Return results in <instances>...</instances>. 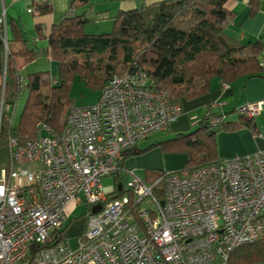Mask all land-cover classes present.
<instances>
[{
    "label": "built area",
    "instance_id": "built-area-1",
    "mask_svg": "<svg viewBox=\"0 0 264 264\" xmlns=\"http://www.w3.org/2000/svg\"><path fill=\"white\" fill-rule=\"evenodd\" d=\"M0 37L6 48L3 14ZM261 106L256 99L234 110L253 118ZM13 107L0 99V119L11 122ZM179 112L162 89L148 87L143 72L128 70L113 75L95 101L69 104L60 131L38 121L39 133L22 143L9 136L0 165V264L26 260L30 244L48 241L52 231L56 242L39 246L25 264H225L234 246L264 236V148L162 170L149 182L128 170L130 179L119 182L127 192L107 199L115 184L101 179L118 171L122 152ZM223 118L207 111L206 126ZM81 201L99 208L86 211L70 245L61 229L68 206Z\"/></svg>",
    "mask_w": 264,
    "mask_h": 264
},
{
    "label": "trees",
    "instance_id": "trees-1",
    "mask_svg": "<svg viewBox=\"0 0 264 264\" xmlns=\"http://www.w3.org/2000/svg\"><path fill=\"white\" fill-rule=\"evenodd\" d=\"M225 2L159 0L118 11L112 17L111 29L99 33L85 32L87 18L84 15L66 14L51 25L41 50L35 46L27 47L19 27L12 21L8 22L10 36L6 35V48L0 37V99L3 105L15 104L20 93V77L24 80L25 98L15 123L0 119V165L8 158L9 136L22 143L39 133L38 121L55 131L61 130L68 105L75 103L68 96L74 76L96 91L98 97L113 75L139 70L144 73L148 87L162 89L168 101L178 103L181 97L192 98L206 91L212 77L228 83L238 76H264V67L259 65L263 55L260 39L243 42L225 31L235 17V12L226 8ZM247 4L252 15L257 8V0H248ZM33 8L40 14L51 9L46 2L33 3ZM16 42L19 45L12 47ZM40 52L56 62L55 73L51 75L44 68L20 76V65L31 61ZM17 58H20V63ZM206 112L189 130L178 131L173 137L143 147L140 140L126 148L119 160L118 171L111 174L115 189L107 199L127 192L124 187H116L118 181L124 183L126 170L122 164L127 156L160 145L171 151H186L188 158L183 167L194 169L220 160L214 141V133L219 128L244 125L255 129L253 119L241 114L234 121L223 118L220 124L208 128ZM144 172L148 182L160 173L152 168H146ZM154 193L158 199L161 198L159 185L154 186ZM50 234L48 241L30 244L26 255L28 262L39 246L56 242L53 231ZM261 260H264V236L234 246L228 252L225 264Z\"/></svg>",
    "mask_w": 264,
    "mask_h": 264
},
{
    "label": "crops",
    "instance_id": "crops-1",
    "mask_svg": "<svg viewBox=\"0 0 264 264\" xmlns=\"http://www.w3.org/2000/svg\"><path fill=\"white\" fill-rule=\"evenodd\" d=\"M35 1L0 0V14L4 15L6 21V35L10 36L8 22L12 21L19 27L22 38L26 40L25 45L27 47L35 46L41 50L45 46L46 35L51 25L66 15L68 10H70L69 15H84L87 18L84 26L85 32L99 33L111 29L112 17L118 11L137 8L159 0H46L51 9L42 14L33 9V3L36 4ZM247 1L226 0L225 7L234 11L235 17L226 26L225 31L243 42L260 39L264 54V0H257V8L252 15L249 14ZM18 45L16 42L12 47ZM40 56L48 61L45 62L44 60V63H50L49 70L54 72L56 62L42 52L29 62L40 59ZM17 62L20 63V58H17ZM23 64L26 63H22L20 66ZM256 99L262 100V106L258 114L252 118L255 124L254 130L244 125L219 128L218 130L221 132L217 135V140H215L214 133L218 158H231L235 155L251 153L264 148V76H238L228 83H223L219 78L212 77L206 91L192 98L181 97L179 99L180 112L165 130L176 132L191 129L205 111L221 112L224 114V120L234 121L238 117L234 108L241 103ZM150 152L148 155L127 156L123 160V168L134 170L135 168L144 169L161 166L157 148ZM162 157L165 159L166 166H172V161L179 160L181 164L185 160L184 154H165ZM144 158L147 159L144 160ZM156 159H158L156 162L153 161ZM118 184H120L119 181ZM83 226L84 220L70 222L67 224V234L76 236L82 231Z\"/></svg>",
    "mask_w": 264,
    "mask_h": 264
},
{
    "label": "rangeland",
    "instance_id": "rangeland-1",
    "mask_svg": "<svg viewBox=\"0 0 264 264\" xmlns=\"http://www.w3.org/2000/svg\"><path fill=\"white\" fill-rule=\"evenodd\" d=\"M48 62L45 58H41L40 59H36L33 62H29L26 64H23L22 66H20L18 68V72L20 74V76L36 70V69H50V63H44ZM42 61V63H41ZM56 67V66H55ZM50 74L53 75L55 73V69L54 72H51V70H49ZM68 96L73 100V102L75 103H90L93 100L96 99L97 97V92L94 91L89 85H87L83 80L77 78L76 76L73 77V79L71 80L70 84H69V89H68ZM25 98V90L20 91L13 110H12V117H11V122L15 123L18 120V116L22 107V103L24 101ZM235 112V111H234ZM189 130V129H187ZM186 130H182L181 132H184ZM178 131H166V130H157V131H153L151 133H149L146 138H144L143 140L140 141V146L143 147L149 143L158 141V140H162V139H166L169 137H173L176 135ZM220 130H217L215 132V140H217V135L220 133ZM157 148V152L160 154V162H161V166L158 167H152V170L154 169L155 171H162V170H174V169H178L184 166L185 161L188 158L187 152L186 151H171V150H167V149H163L160 147V145H153L152 147L145 149L143 151H141L140 153H138L137 155H148L150 154L151 150ZM193 148V147H192ZM168 154V155H172V154H184L185 156V160L181 162L177 160V161H172L171 164L172 166H166L165 165V159H163V155ZM135 155V154H134ZM156 158V157H154ZM147 158H144V160H146ZM148 159H150L148 157ZM153 160V161H157ZM176 164V165H175ZM146 168H135L134 170L132 169H127L125 173H123V176L127 179H130L131 174L128 172V170H131L138 178L144 180V181H148L145 178V170ZM113 182V178L111 174L105 175L102 177L101 179V183L103 185H109L112 184ZM90 210V206L85 202V201H81L75 205L70 204L68 206L67 209V219L63 225L64 229L62 230L63 232V237H65L67 239V241L69 242L70 245H73L74 243V237L75 235H68L67 234V224L68 223H73L75 220L79 221V220H84V215L86 214V211ZM67 223V224H66ZM67 227V228H66ZM26 260L20 261L19 264H25Z\"/></svg>",
    "mask_w": 264,
    "mask_h": 264
},
{
    "label": "water",
    "instance_id": "water-1",
    "mask_svg": "<svg viewBox=\"0 0 264 264\" xmlns=\"http://www.w3.org/2000/svg\"><path fill=\"white\" fill-rule=\"evenodd\" d=\"M117 188H120V184L117 185ZM98 208H99V204H95V205L91 206L90 210L93 212V211L97 210Z\"/></svg>",
    "mask_w": 264,
    "mask_h": 264
}]
</instances>
